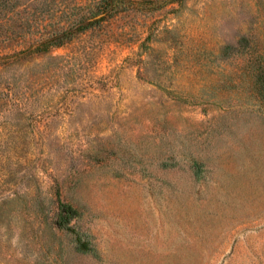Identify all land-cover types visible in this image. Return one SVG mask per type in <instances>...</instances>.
<instances>
[{"label": "rangeland", "instance_id": "1", "mask_svg": "<svg viewBox=\"0 0 264 264\" xmlns=\"http://www.w3.org/2000/svg\"><path fill=\"white\" fill-rule=\"evenodd\" d=\"M99 1L0 16V264H264V0Z\"/></svg>", "mask_w": 264, "mask_h": 264}, {"label": "trees", "instance_id": "2", "mask_svg": "<svg viewBox=\"0 0 264 264\" xmlns=\"http://www.w3.org/2000/svg\"><path fill=\"white\" fill-rule=\"evenodd\" d=\"M8 1L9 0H0V16L6 10L8 6L7 4ZM111 1L112 0H100L99 1L100 5L97 6L98 7L97 10L90 12L91 14L90 17L87 18L88 20L83 25L76 26V28L78 30H82L97 25L98 23H100V21L104 20L106 15H108L109 13ZM10 31L11 28L9 29V32H5L4 36L0 32V42L3 49H11L12 47H15V45L17 44H25V42L27 41L25 40V38L22 40H13L11 34L14 33V31L11 32ZM70 36H71V32H63L62 34L52 37L51 39H47L39 42L38 41L32 42L29 46H27L26 50H23L21 52V54H27L28 56H32L33 54H36L38 52L41 53L48 51L50 47L59 46L60 44L63 43V40L67 39ZM59 209L61 214L59 215L58 225L65 227L66 225H68V222L75 217L76 212L72 207L66 204H60ZM60 221H63L64 224H60L61 223ZM80 247L82 251L84 252L87 251V247L85 244L81 243Z\"/></svg>", "mask_w": 264, "mask_h": 264}]
</instances>
